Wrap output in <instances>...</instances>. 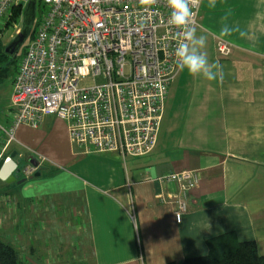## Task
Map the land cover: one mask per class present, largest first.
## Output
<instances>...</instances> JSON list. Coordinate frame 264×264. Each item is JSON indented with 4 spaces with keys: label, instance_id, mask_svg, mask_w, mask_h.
<instances>
[{
    "label": "crops",
    "instance_id": "1",
    "mask_svg": "<svg viewBox=\"0 0 264 264\" xmlns=\"http://www.w3.org/2000/svg\"><path fill=\"white\" fill-rule=\"evenodd\" d=\"M225 24L234 31L222 38ZM196 30L223 79L179 69L150 154L85 153L53 116L15 130L0 160L14 153L17 168L37 167L28 179L16 171L14 183L0 181V233L27 246L30 264H57L41 256L51 245L66 247L74 264L179 263L206 255V241L226 233L264 255V0H218L214 10L202 0ZM219 40L231 48L226 57ZM10 98L0 129L10 124ZM5 144L0 132V153ZM181 171L197 183L177 217L165 196L178 186L165 177Z\"/></svg>",
    "mask_w": 264,
    "mask_h": 264
},
{
    "label": "built area",
    "instance_id": "2",
    "mask_svg": "<svg viewBox=\"0 0 264 264\" xmlns=\"http://www.w3.org/2000/svg\"><path fill=\"white\" fill-rule=\"evenodd\" d=\"M201 1L190 0L194 28ZM25 3L0 0V26L13 8ZM42 4L37 29L12 81L11 118L9 126L0 129L6 141L0 159L19 126L38 128L48 116L64 121L71 145L85 153H117L122 160L150 154L170 84L180 69L173 55L177 29L168 24L167 0H156L152 7L140 0ZM230 50L227 42L216 43L220 56ZM87 77L93 84L81 86ZM36 167L17 171L28 179ZM165 181L178 186V194L165 198L173 203V214L182 216L196 176L181 171Z\"/></svg>",
    "mask_w": 264,
    "mask_h": 264
},
{
    "label": "trees",
    "instance_id": "3",
    "mask_svg": "<svg viewBox=\"0 0 264 264\" xmlns=\"http://www.w3.org/2000/svg\"><path fill=\"white\" fill-rule=\"evenodd\" d=\"M23 8L24 6H19L12 9L9 19L4 23L5 28L21 17ZM35 31L31 28L29 41L33 38ZM4 48L5 46L0 42V84L7 79L9 68L16 72V65L19 62L15 56L5 55ZM37 173L40 175L41 172L37 171ZM206 247L207 254L204 256L187 258L179 263L171 262L169 264H264V255L258 253L255 243L240 242L233 233L222 234L207 240ZM24 257L19 247L0 233V264H30Z\"/></svg>",
    "mask_w": 264,
    "mask_h": 264
},
{
    "label": "clouds",
    "instance_id": "4",
    "mask_svg": "<svg viewBox=\"0 0 264 264\" xmlns=\"http://www.w3.org/2000/svg\"><path fill=\"white\" fill-rule=\"evenodd\" d=\"M140 3L147 7L155 5L156 0H140ZM218 0H206V7L214 10ZM169 9L168 24L177 29L176 46L174 57L177 65L190 77H199L209 82L223 79L222 66L210 63L205 51L207 38L198 35L196 28L192 26L194 10L190 0H167ZM234 29L227 24L223 25L219 31L220 37H229ZM245 34L240 32V36Z\"/></svg>",
    "mask_w": 264,
    "mask_h": 264
},
{
    "label": "rangeland",
    "instance_id": "5",
    "mask_svg": "<svg viewBox=\"0 0 264 264\" xmlns=\"http://www.w3.org/2000/svg\"><path fill=\"white\" fill-rule=\"evenodd\" d=\"M28 1L29 0H26V3L23 5L24 7ZM42 6H43L42 0H36L35 18H34V22H33V26H32V28L34 30L37 29L38 23H39L40 18L42 16V13H43V7ZM21 24H22V15L16 21L12 22V24L10 26H8V28H5L4 27L5 25L0 26V42L3 46H6L15 37L16 33L21 28ZM28 42H29V40L27 39L25 41V43L22 45L18 54L15 55V57H17V61H18V59L20 60V58L23 56L25 47L28 44ZM17 65H18V63H17ZM17 65H16V67H17ZM14 76H15V72L12 70V68H9V71H8L7 77H6L7 79L3 83L0 84V122H1L2 112L6 108L7 103L9 101V97L11 96V93H12V81L14 79ZM97 82H99V80ZM92 84H93V82H92L91 77L84 78L80 83L81 86H90ZM20 167L22 168V166H20ZM7 225L8 224H6L5 226H7ZM4 234H6V232H3V235ZM14 245H16V243H14ZM19 246H20L19 250L22 252V254L24 253L23 256L28 255L26 252L28 250L27 246H24V244L21 242H20ZM21 247H24L23 251H22ZM70 247H68V248H70ZM40 251H41V256L43 255V257H44V261L46 259L49 263H51V261L53 259H55V262L57 264H71V262H72V260H71L72 256H70V254H68V249H66V247L62 248V250H59V249L57 250L56 246L53 247L51 245V246H48L47 250H40ZM73 257H76V256H73Z\"/></svg>",
    "mask_w": 264,
    "mask_h": 264
},
{
    "label": "water",
    "instance_id": "6",
    "mask_svg": "<svg viewBox=\"0 0 264 264\" xmlns=\"http://www.w3.org/2000/svg\"><path fill=\"white\" fill-rule=\"evenodd\" d=\"M36 0H29L22 13V24L20 30L16 33L15 37L5 46L4 54L13 57L18 54L22 45L28 39L31 28L35 18ZM15 154L12 153L9 157L0 160V181L5 184H11L16 181L14 172L17 171V165L13 161ZM32 166L36 167V163L32 162ZM39 177L38 173L34 174V178ZM24 180L17 181V184L23 183Z\"/></svg>",
    "mask_w": 264,
    "mask_h": 264
}]
</instances>
